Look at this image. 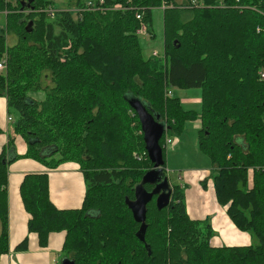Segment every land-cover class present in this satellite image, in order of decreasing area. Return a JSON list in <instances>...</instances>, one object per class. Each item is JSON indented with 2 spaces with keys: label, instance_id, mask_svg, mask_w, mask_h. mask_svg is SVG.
Returning a JSON list of instances; mask_svg holds the SVG:
<instances>
[{
  "label": "trees",
  "instance_id": "16d2710c",
  "mask_svg": "<svg viewBox=\"0 0 264 264\" xmlns=\"http://www.w3.org/2000/svg\"><path fill=\"white\" fill-rule=\"evenodd\" d=\"M70 1L78 12L52 17L50 0H0V61L7 59L0 96L18 112L14 130L27 144L10 158L11 137L0 155V264L10 251L9 168L21 157L51 170L66 162L81 168L87 188L77 208L55 205L50 172L27 173L20 185L28 231L41 247L63 233L61 253L75 264H264V0H105L104 10ZM163 5L166 61L145 57L136 17L144 14L154 36L152 12ZM178 86L203 90L200 114L168 94ZM39 89L43 100L29 95ZM134 99L167 126L163 177L166 137L180 136L188 120L200 122L199 148L213 166L216 199L257 244H213L212 225L188 213L180 183L171 185L167 207L160 210L156 196L148 203L141 232L126 198H135L154 163Z\"/></svg>",
  "mask_w": 264,
  "mask_h": 264
},
{
  "label": "crops",
  "instance_id": "0c3cea01",
  "mask_svg": "<svg viewBox=\"0 0 264 264\" xmlns=\"http://www.w3.org/2000/svg\"><path fill=\"white\" fill-rule=\"evenodd\" d=\"M4 100L7 105L5 97ZM0 126L4 130L0 134V155L11 137L16 139L15 143L18 146L26 144L16 132L14 134L13 122L11 125L8 123V119H3ZM21 151L20 148L19 152ZM181 167L176 166L175 169ZM182 168H185V170L183 169L184 173L178 175V178L182 177L183 184L181 186L186 188V182L194 183L196 186L194 191L186 192L187 211L192 217L208 219L211 222L215 233L211 238L212 243L216 245L248 244L251 236L248 232L241 231L235 226L227 214L226 207L220 205L216 199L214 183L207 181L212 171L192 167ZM33 172H50V195L56 206L77 208L82 205L87 186L84 174L78 164L66 162L50 171L47 166L32 158L16 159L9 168L8 230L10 251L2 257L1 264H62L60 260L62 258L63 233H53L49 246L41 247L37 235L28 231L29 214L23 204L20 185L25 174ZM25 238H28L27 248L18 249L17 246Z\"/></svg>",
  "mask_w": 264,
  "mask_h": 264
},
{
  "label": "rangeland",
  "instance_id": "374dc122",
  "mask_svg": "<svg viewBox=\"0 0 264 264\" xmlns=\"http://www.w3.org/2000/svg\"><path fill=\"white\" fill-rule=\"evenodd\" d=\"M53 6V9L63 10L70 9L72 11L78 12V8L76 9V2L70 0H50ZM90 1V0H84ZM95 2L96 0H91ZM178 4H182L188 0H174ZM192 1V0H191ZM3 14L0 15V20L3 22ZM152 31L154 36L139 34V42L144 49V55L146 58H149L153 55V52H159V56L162 57L161 54L165 53V35H164V11L163 7L156 8L152 12ZM2 29V24L0 23V30ZM17 41V36L10 33L7 35V42L9 45L15 44ZM166 58V55H165ZM164 60L166 61V59ZM170 61V59H169ZM44 84H52L51 79H45ZM170 91V90H169ZM168 91V92H169ZM173 93L176 97H179L182 101L183 108L187 111H194L198 114L202 112L203 103L202 96L203 90L200 88H187V87H176L173 90ZM172 93V94H173ZM30 96H33L36 99L43 100L46 98V91L44 89L32 90L29 92ZM2 99V100H1ZM2 101V103H1ZM9 117L12 118L13 128L14 123L17 120L18 112L14 108H9L6 105V100H4V96H0V122L3 119H8V123L12 125V122H9ZM200 124L198 121L188 120L185 124L183 132L180 136H172V142L168 144L167 147V175L169 177V181L172 184H183L182 181L179 180L178 175L180 173H184L185 168L182 167H192L196 169H206L208 171L212 170V165L209 157L203 153L199 148L198 138H199V128ZM13 131V130H12ZM12 134V133H11ZM15 134V131H14ZM10 146V145H9ZM7 146V154L8 157L12 158L15 155H20L24 153L27 149V145L23 144L22 146H18L17 143L12 145V147ZM20 148L22 149L19 152ZM58 156V155H57ZM25 158V157H22ZM176 166H182L181 168H176ZM48 168V167H47ZM184 169V170H183ZM48 170L52 171L50 168ZM207 181H211L213 183V179L208 177ZM185 184V183H184ZM185 191L189 192L194 191L196 186L186 182ZM210 222V221H209ZM211 223V222H210ZM251 239L247 242L248 244H257L256 237L249 233ZM63 255L60 260L62 263Z\"/></svg>",
  "mask_w": 264,
  "mask_h": 264
},
{
  "label": "water",
  "instance_id": "95a60500",
  "mask_svg": "<svg viewBox=\"0 0 264 264\" xmlns=\"http://www.w3.org/2000/svg\"><path fill=\"white\" fill-rule=\"evenodd\" d=\"M133 109L139 116L146 150L150 160L154 163L153 169L143 177L142 183L136 186L135 198H126V204L131 209L136 222L141 223V232L146 231L147 205L156 196V203L161 210L167 207L172 200V188L168 177H163L164 156L160 141L166 131L164 123L155 118L139 99L131 102ZM145 184L155 185L153 190H148ZM143 239V237H142ZM62 264H75L69 258H64Z\"/></svg>",
  "mask_w": 264,
  "mask_h": 264
},
{
  "label": "built area",
  "instance_id": "2783aa9c",
  "mask_svg": "<svg viewBox=\"0 0 264 264\" xmlns=\"http://www.w3.org/2000/svg\"><path fill=\"white\" fill-rule=\"evenodd\" d=\"M197 0H193V3H196ZM87 6L90 10H104L106 8H109L110 7H107L105 5V0H97L95 2L93 1H89L87 3ZM115 9H123V8H126L124 5L122 4H116L114 6ZM165 8V5H163V9ZM126 9H133V8H126ZM51 11V10H50ZM136 17L137 19L140 21V27L138 28L137 30V33L138 34H146V35H150L152 36V33L150 31V27L149 25L147 24V22L144 20V14L141 13V12H136ZM162 55V58H165V53L164 54H161ZM153 56H159V52H153ZM6 67H7V59L6 57H4L1 61H0V72H3L6 70ZM261 74V77H264V71H261L260 72ZM169 95H172V91L170 90L168 92ZM9 121H12V118L9 117ZM172 142V138L170 136H167L166 137V144H170ZM179 180L182 181V177H179Z\"/></svg>",
  "mask_w": 264,
  "mask_h": 264
},
{
  "label": "bare ground",
  "instance_id": "6f19581e",
  "mask_svg": "<svg viewBox=\"0 0 264 264\" xmlns=\"http://www.w3.org/2000/svg\"><path fill=\"white\" fill-rule=\"evenodd\" d=\"M91 1V0H90ZM89 2V1H88ZM87 2V3H88ZM51 10V11H50ZM48 11V13H49V15L50 16H52V17H54L56 14H57V12L59 11V10H56V9H53V8H51V9H49V10H47ZM263 71V70H262ZM262 78H264V77H262ZM165 125V124H164ZM165 127H166V130H167V126L165 125ZM166 132V131H165ZM167 177H168V175H167ZM169 178V177H168ZM154 186V185H153Z\"/></svg>",
  "mask_w": 264,
  "mask_h": 264
},
{
  "label": "flooded vegetation",
  "instance_id": "af4514ba",
  "mask_svg": "<svg viewBox=\"0 0 264 264\" xmlns=\"http://www.w3.org/2000/svg\"><path fill=\"white\" fill-rule=\"evenodd\" d=\"M155 187V185L153 186V188ZM153 190V189H152Z\"/></svg>",
  "mask_w": 264,
  "mask_h": 264
}]
</instances>
